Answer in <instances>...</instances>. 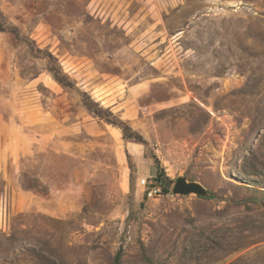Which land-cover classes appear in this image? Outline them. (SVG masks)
Segmentation results:
<instances>
[{"label":"rangeland","instance_id":"1","mask_svg":"<svg viewBox=\"0 0 264 264\" xmlns=\"http://www.w3.org/2000/svg\"><path fill=\"white\" fill-rule=\"evenodd\" d=\"M0 26V264H264V0H0ZM152 154L211 196H149Z\"/></svg>","mask_w":264,"mask_h":264},{"label":"trees","instance_id":"2","mask_svg":"<svg viewBox=\"0 0 264 264\" xmlns=\"http://www.w3.org/2000/svg\"><path fill=\"white\" fill-rule=\"evenodd\" d=\"M0 31H3L1 26ZM11 34L15 35L17 38H21L16 30L11 31ZM23 42H25L27 46H29L28 41ZM43 58L46 59L48 63L47 69L55 81L65 87L74 86L69 77L62 72L57 59L51 53L46 52L43 55ZM83 97L84 98L81 100L82 105L95 117L104 120L107 124L120 130L122 139L124 141L141 144L145 147L148 146L147 141L143 139V137L138 132H136L127 121L122 120L121 117L113 114L109 109L99 106L97 103L93 102L87 95H85V93H83ZM150 158L154 163L155 169L153 181L160 187L161 193L168 194L170 192V185L172 184V182L169 181L163 169L160 167L157 156L155 154H152ZM120 259L121 249L115 255V264H120Z\"/></svg>","mask_w":264,"mask_h":264},{"label":"water","instance_id":"3","mask_svg":"<svg viewBox=\"0 0 264 264\" xmlns=\"http://www.w3.org/2000/svg\"><path fill=\"white\" fill-rule=\"evenodd\" d=\"M170 194L175 196H197V197H210L211 194L209 190L199 181L190 180L184 177L183 175H179L175 181L173 182L170 188Z\"/></svg>","mask_w":264,"mask_h":264},{"label":"built area","instance_id":"4","mask_svg":"<svg viewBox=\"0 0 264 264\" xmlns=\"http://www.w3.org/2000/svg\"><path fill=\"white\" fill-rule=\"evenodd\" d=\"M142 186L145 188V183H143ZM159 193H160V188L158 187H153L152 189L148 191V195L151 197L156 196ZM4 226H5V220H1V217H0V229Z\"/></svg>","mask_w":264,"mask_h":264}]
</instances>
